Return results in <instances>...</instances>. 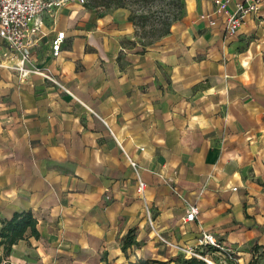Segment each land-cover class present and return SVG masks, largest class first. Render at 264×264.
Returning a JSON list of instances; mask_svg holds the SVG:
<instances>
[{"label": "crops", "instance_id": "0c3cea01", "mask_svg": "<svg viewBox=\"0 0 264 264\" xmlns=\"http://www.w3.org/2000/svg\"><path fill=\"white\" fill-rule=\"evenodd\" d=\"M260 2L230 36L226 15L213 14L214 0H185L182 19L144 54L124 47L125 40L136 41L127 9L83 22L84 5L67 1L38 18L30 55L43 74L22 79L0 71V144H16L0 154L21 155L30 166L15 188L1 187L0 218L32 210L40 232V239L22 240L15 249L32 245L41 264H53L51 248L104 247L122 229L121 218L141 219L140 206L171 202L168 180L187 198L181 220L189 205L199 206L198 220L183 222L194 223L201 237L213 234L237 250L264 246ZM235 8L233 1L228 10ZM62 31L54 56L52 40ZM44 42L46 55H37ZM11 54L14 66L20 60ZM131 161L147 184L144 196L134 191V201L126 190L137 188ZM15 249L11 263H25Z\"/></svg>", "mask_w": 264, "mask_h": 264}, {"label": "rangeland", "instance_id": "374dc122", "mask_svg": "<svg viewBox=\"0 0 264 264\" xmlns=\"http://www.w3.org/2000/svg\"><path fill=\"white\" fill-rule=\"evenodd\" d=\"M98 3L100 4L101 2L87 0L81 11L84 12L85 16L83 22L89 19L92 14L96 17H101L102 15L110 13L116 9L113 7L104 8L103 6L95 7ZM134 8H139V6H135ZM139 11H144V9L140 8ZM45 44L46 42L41 45L37 55H46ZM124 45L126 49H133V47L127 43V40L124 41ZM15 58L16 56L12 55L11 52L0 44V71L5 70L16 73L22 79H25L28 74H43V69L38 70L32 68L31 59L25 63V67H22L23 69L17 66L19 64L18 62L13 66L11 62H13V59ZM28 70H30V73H28ZM7 145L8 147L6 148ZM10 147H12L13 151V149L16 148V144L10 143L4 144V146L0 144V150L3 148L6 151H10ZM29 169L30 166L28 165V162L24 160L21 155L0 154V197L2 195L1 187H3V189L8 187L10 190L15 188V178H17V175L20 174V172L24 173ZM164 186H166L169 191L165 195L171 200L167 206H159L157 203H154L152 206L148 205L147 207L142 205L140 206L141 213L144 215L141 219H137L138 216L132 218L133 213L129 214L130 217L126 216L121 218L119 224L122 229L120 228L116 234L110 237L111 242L109 244H105L104 247L99 249L89 251L74 249L71 251L63 250L62 252H57L55 248H51L48 250V253L53 258L52 263L131 264L130 261H133L136 264H140L139 262L148 261L150 262L149 264H170V261L175 260L173 262L174 264H177L176 259L178 258L180 260L196 258L203 264H210L209 261L215 264H264V250L260 249L255 255L250 252L254 242L249 246L241 248V250H237L219 239V247L199 245L201 235L194 226V223L186 224L180 217L181 212L185 211L184 207L188 205L187 198L183 196L181 197L175 193V187L177 186L175 181L168 180ZM126 190L130 193L131 201H134V191L138 195L137 188L134 189V186L126 187ZM25 196H28L27 193H25ZM4 205L5 204L0 203V209H2ZM162 210L169 214L167 219L160 218V212ZM127 217H129V221L126 220ZM0 219L2 222L3 219ZM144 221H146L145 225ZM141 225H144L143 231H139ZM128 235L136 242V244L123 251V240L125 236ZM32 243L38 245L33 239ZM39 243L44 244L42 241ZM14 249L13 246L12 254L7 260H4L2 264H12L9 258L13 255ZM118 251L121 253L119 257L116 258V252ZM15 252L21 254L23 258H25V263L24 260H17L14 264H41L36 248L32 245L27 247L23 245L20 249L16 247ZM152 252L159 253V255L156 256L157 259H155V263L153 260L149 259ZM19 259H21L20 256Z\"/></svg>", "mask_w": 264, "mask_h": 264}, {"label": "built area", "instance_id": "2783aa9c", "mask_svg": "<svg viewBox=\"0 0 264 264\" xmlns=\"http://www.w3.org/2000/svg\"><path fill=\"white\" fill-rule=\"evenodd\" d=\"M67 1L76 2L82 6L87 2V0H0V44L11 53L19 56L18 59L22 63L21 67H25V63L31 59L30 50L34 45V37L39 32L35 20ZM233 1L236 2V8L233 12H229L228 7ZM214 5L213 14L226 15V32L233 36L237 34L247 15L257 13L260 10L261 2L260 0H214ZM210 24L215 25V20L210 19ZM64 40L65 32L63 31L58 32L52 40L54 56L59 55ZM131 166L137 175V192L144 196L147 184L140 176L139 167L134 161H131ZM199 215V206L191 204L183 220L184 222H193L198 220ZM199 245L219 247V241L213 234L204 232L199 240Z\"/></svg>", "mask_w": 264, "mask_h": 264}, {"label": "trees", "instance_id": "16d2710c", "mask_svg": "<svg viewBox=\"0 0 264 264\" xmlns=\"http://www.w3.org/2000/svg\"><path fill=\"white\" fill-rule=\"evenodd\" d=\"M101 3L95 7L123 8L129 11L128 19L135 26L136 41L127 40L134 53L144 54L154 43L169 35L172 27L182 19L185 13V0H96ZM139 6V8H134ZM144 9V11H139ZM146 9V10H145ZM0 229V264L12 254L13 246L28 238L40 239L37 228L38 219L32 210L18 211L10 219L1 222ZM131 233V231H130ZM136 242L125 236L122 250H127ZM264 246L254 243L250 252L255 255ZM175 261V260H172ZM154 263L156 261H153ZM177 264H203L196 258L176 259ZM149 264L148 261L139 262Z\"/></svg>", "mask_w": 264, "mask_h": 264}, {"label": "bare ground", "instance_id": "6f19581e", "mask_svg": "<svg viewBox=\"0 0 264 264\" xmlns=\"http://www.w3.org/2000/svg\"><path fill=\"white\" fill-rule=\"evenodd\" d=\"M35 24L38 26V28L40 27V23H39V20H38V19L35 20ZM17 62H18V61H17ZM18 63H19V64H18L17 66H18V67H21V66H22V63H21L20 61H19ZM21 68H22V67H21ZM22 69H23V68H22ZM24 72H25V71H24ZM25 73H27V72H25ZM209 263H210V264H215V263L210 262V261H209Z\"/></svg>", "mask_w": 264, "mask_h": 264}]
</instances>
